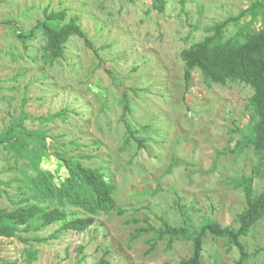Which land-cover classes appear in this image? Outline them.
<instances>
[{
  "label": "rangeland",
  "instance_id": "374dc122",
  "mask_svg": "<svg viewBox=\"0 0 264 264\" xmlns=\"http://www.w3.org/2000/svg\"><path fill=\"white\" fill-rule=\"evenodd\" d=\"M165 1L160 12L154 0H0V21L16 22L0 32V132L21 118L27 128L45 132L49 154L41 167L59 175L61 154L84 155L86 164L100 167L116 184L114 196L124 211L102 212L87 231L62 232L43 243L0 235V264H90L105 250L119 264H177L191 255V240H160L139 229L148 226L146 220L156 227L162 219L181 225L178 203L186 205L196 226L207 216L224 226L239 225L246 199L234 180L251 174L258 156L252 148L231 149L240 137L238 125L250 120L253 90L231 81L209 86L199 69L187 87L181 51L201 40L207 26L257 0ZM62 9L68 18L79 17L98 53L72 36L65 57L50 65L41 32L26 46L17 33L33 27L45 10ZM235 29L231 24L228 34ZM60 111H66L64 117L56 114ZM126 122L146 147L134 140L125 145ZM10 166L14 170L3 171ZM26 166L0 145V179L17 177ZM18 185L13 182L9 194L0 196V206H12L9 196ZM263 186L256 177L255 187ZM243 241L250 253L245 264H264V250L255 254L264 247V217ZM30 247L38 250L33 263L26 261ZM239 255L226 238L206 234L203 264H235Z\"/></svg>",
  "mask_w": 264,
  "mask_h": 264
},
{
  "label": "trees",
  "instance_id": "16d2710c",
  "mask_svg": "<svg viewBox=\"0 0 264 264\" xmlns=\"http://www.w3.org/2000/svg\"><path fill=\"white\" fill-rule=\"evenodd\" d=\"M154 5L160 12H164L166 1L154 0ZM248 15L250 19L247 20ZM67 16L65 9L45 10L42 19L29 30L19 29L17 37L26 46L28 41L35 40L41 32L45 37L43 58L50 65L65 57L66 45L72 36L84 38L86 44L94 48L79 22V17ZM258 21H261L260 27L256 26ZM14 24L16 22L12 18L1 20L0 32L3 25ZM231 24L236 29L228 34ZM205 32L201 40L181 51L185 62L186 86L192 84L193 70L199 69L209 86L217 83L225 85L231 81L245 83L253 90L247 104L250 120L244 127L238 125L235 132L240 137L231 149L233 153H241L252 148L258 156L252 173L234 180L235 186L244 192L246 206L237 215L238 226H224L212 216L205 217L196 226L192 223L186 205L178 203L183 218L181 225H173L162 219L161 225L156 227L146 220L148 226L141 227L139 232H154L160 240L164 237H169L170 240L182 237L191 240V255L177 264H203L206 234L226 238L230 244L237 246L240 255L235 264H245L250 253L243 237L248 236L255 224L264 217V186L260 190L255 187L256 177L264 180V0L253 2L237 15L214 22L205 28ZM95 52L98 53L96 49ZM125 108L130 110L129 104ZM56 114L64 117L66 111ZM23 122V118L14 120L0 132V145L13 153L16 163L22 159L27 164L26 167L19 168L17 177L0 179V196L9 194L8 188L13 182L19 184L13 195L16 199L9 196L12 206H0L1 236H18L28 244L43 243L58 238L62 232L87 231L102 212H124L114 196L116 184L103 169L86 164L84 155L61 154L64 166L62 175L41 167L42 157L49 154L47 134L29 129ZM126 124L128 135L125 145L134 140L139 147H146V140L136 135L130 123ZM147 126L149 127L146 125L145 128ZM26 168H30L33 173ZM11 170H14V166L3 171ZM52 225L58 227L49 235H40L42 230ZM83 249L81 246L80 252ZM262 250L264 247L258 248L255 254ZM27 253L28 263L38 259L37 249L30 247ZM108 253L105 250L98 260L90 264H119L107 257ZM82 260H85V256Z\"/></svg>",
  "mask_w": 264,
  "mask_h": 264
}]
</instances>
